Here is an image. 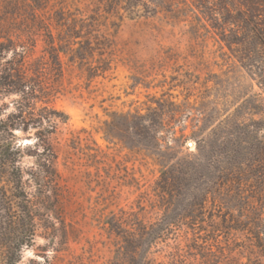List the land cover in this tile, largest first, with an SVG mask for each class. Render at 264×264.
I'll use <instances>...</instances> for the list:
<instances>
[{"label":"rangeland","instance_id":"1","mask_svg":"<svg viewBox=\"0 0 264 264\" xmlns=\"http://www.w3.org/2000/svg\"><path fill=\"white\" fill-rule=\"evenodd\" d=\"M262 1L0 0V43L46 93V141L18 133L25 166L57 157L19 264H264ZM104 9L94 52L57 73L55 12L73 27Z\"/></svg>","mask_w":264,"mask_h":264},{"label":"trees","instance_id":"2","mask_svg":"<svg viewBox=\"0 0 264 264\" xmlns=\"http://www.w3.org/2000/svg\"><path fill=\"white\" fill-rule=\"evenodd\" d=\"M262 2L264 3V0ZM245 8L254 10V5L246 3ZM91 12L87 15L84 11L79 17H74L76 26L73 27L67 25L68 13L63 10L55 12L56 18L53 21L55 26L62 30L57 29L54 34L50 30L52 28H48L49 41L46 43L45 51L57 73L62 72L61 55L74 57L84 62L85 56L94 52L93 41L95 44L100 42L102 33L98 30V24L103 13L107 15L112 11L104 9L103 12L98 10H91ZM127 12L134 18L140 14L139 11L132 9H128ZM254 32L257 37L264 35V31L260 34L262 30L259 29H255ZM67 37L72 41L69 42ZM262 44L264 45V42ZM12 48L11 45L0 43V247L3 264H19L23 249L32 246L40 211L38 204L42 205L46 197L44 187L49 182H54L56 177L54 160L57 159L53 152L51 158H46L45 162L39 165V169L25 166V158L35 155H30L31 150L26 149L19 142L18 133L28 134L31 130H37V138L46 141L47 136L45 137L42 132L46 118L42 112L47 108L39 107V104L44 102L46 93L38 79L39 76L29 68L27 57L22 52L17 54L13 49L15 55L9 57ZM262 85L264 86V82ZM13 97L16 98L12 99ZM43 155L41 153L39 157ZM246 165L249 164L241 162L235 166V184L239 186L236 189L237 194L243 190L240 185L244 174L241 171ZM169 173L170 171L162 172L161 188L165 192H169L170 188L176 185V179L170 177ZM37 188L38 190L34 192ZM261 190L262 188L260 196L263 197L264 189L262 192ZM255 221L259 222L256 228L262 230L264 211L260 210ZM161 238L162 236H158L157 240Z\"/></svg>","mask_w":264,"mask_h":264}]
</instances>
